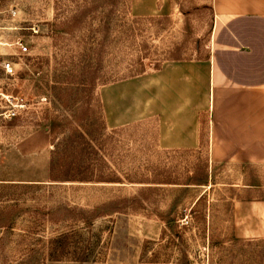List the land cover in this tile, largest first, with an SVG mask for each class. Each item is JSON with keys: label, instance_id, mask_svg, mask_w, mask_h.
<instances>
[{"label": "rangeland", "instance_id": "1", "mask_svg": "<svg viewBox=\"0 0 264 264\" xmlns=\"http://www.w3.org/2000/svg\"><path fill=\"white\" fill-rule=\"evenodd\" d=\"M214 18L0 0V264H264V163Z\"/></svg>", "mask_w": 264, "mask_h": 264}, {"label": "crops", "instance_id": "2", "mask_svg": "<svg viewBox=\"0 0 264 264\" xmlns=\"http://www.w3.org/2000/svg\"><path fill=\"white\" fill-rule=\"evenodd\" d=\"M214 26L230 36L231 73L216 64L217 79L245 100L247 162L264 163V0H212ZM232 98V99H233ZM239 114L240 111L238 110Z\"/></svg>", "mask_w": 264, "mask_h": 264}, {"label": "built area", "instance_id": "3", "mask_svg": "<svg viewBox=\"0 0 264 264\" xmlns=\"http://www.w3.org/2000/svg\"><path fill=\"white\" fill-rule=\"evenodd\" d=\"M18 46H19V49H20V52L21 53H26L28 48L27 46L22 42V41H18L17 42ZM2 68L3 70L5 71V73L9 74V75H12L13 74V65L11 62H8V61H3L2 62ZM15 110H12L8 115H15Z\"/></svg>", "mask_w": 264, "mask_h": 264}]
</instances>
